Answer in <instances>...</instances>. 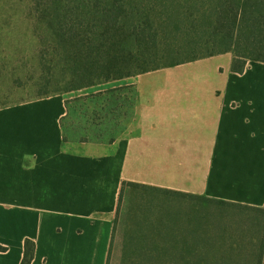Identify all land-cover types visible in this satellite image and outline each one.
<instances>
[{
  "label": "crops",
  "instance_id": "1",
  "mask_svg": "<svg viewBox=\"0 0 264 264\" xmlns=\"http://www.w3.org/2000/svg\"><path fill=\"white\" fill-rule=\"evenodd\" d=\"M231 61L123 79L132 115L97 147L63 141L62 95L0 107V264H20L26 239L30 264H107L123 181L264 206V62Z\"/></svg>",
  "mask_w": 264,
  "mask_h": 264
},
{
  "label": "trees",
  "instance_id": "2",
  "mask_svg": "<svg viewBox=\"0 0 264 264\" xmlns=\"http://www.w3.org/2000/svg\"><path fill=\"white\" fill-rule=\"evenodd\" d=\"M29 2V14L42 24L48 36L39 50L42 74L36 98L68 91L60 88L49 94L42 88L46 76L58 67L67 73L70 89H78L223 53L232 54L230 70L239 74L248 61L264 62V0ZM168 32L175 34L167 38ZM201 49L205 52L198 53ZM171 54L176 56L170 62L163 66L158 63ZM17 102L20 101L0 107ZM65 105L67 113L66 100ZM127 187L140 188L143 195L157 196L162 201L156 204L162 210L155 220L149 209L132 216L134 227H130L132 231L125 244L128 264H264V206L123 181L116 212ZM149 201H145L146 205ZM215 206L260 213L263 225L247 228L255 231V236L218 224L209 226L202 214ZM115 223L116 220L112 237ZM244 239L249 241H240ZM34 251V241L26 239L20 264H30Z\"/></svg>",
  "mask_w": 264,
  "mask_h": 264
},
{
  "label": "rangeland",
  "instance_id": "3",
  "mask_svg": "<svg viewBox=\"0 0 264 264\" xmlns=\"http://www.w3.org/2000/svg\"><path fill=\"white\" fill-rule=\"evenodd\" d=\"M29 8V0H0V106L37 97V85L42 74L39 50L48 36L42 24L29 14ZM180 10L185 11V8L181 7ZM182 30L184 29L180 32ZM174 34L168 32L166 37L170 38ZM201 52H205V49L198 51ZM175 56H166L158 63L163 66ZM163 74L162 71L155 73L152 78L163 79ZM145 79L149 77L140 80ZM68 81L67 73L62 72V67H58L42 82L43 90L49 94L60 88L68 90L61 94L68 104V111L61 119L65 141L72 148L80 145L97 147L111 141L132 115L133 88L123 85L120 89L108 91L119 87L124 82L123 79L78 89H70ZM143 194L144 190L136 187H127L124 190L119 209L112 218V223L114 220L116 223L108 264H128L125 244L129 241V233L132 231L130 227H134L133 217L140 211L149 209V212H145L155 220L162 210L156 207V204L162 203L159 201L160 197ZM147 200H150V203L146 205ZM202 216L209 226L218 224L233 232L247 231L246 234L253 236L257 233H252L247 228L263 225V215L260 213L230 206H215ZM240 241L248 242L249 239Z\"/></svg>",
  "mask_w": 264,
  "mask_h": 264
}]
</instances>
